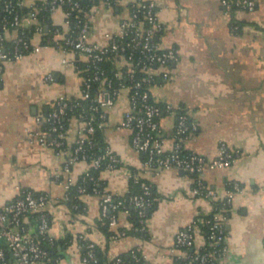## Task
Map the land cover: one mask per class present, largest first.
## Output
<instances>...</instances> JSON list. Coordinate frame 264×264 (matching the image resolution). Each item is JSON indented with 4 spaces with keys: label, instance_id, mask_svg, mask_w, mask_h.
<instances>
[{
    "label": "crops",
    "instance_id": "crops-1",
    "mask_svg": "<svg viewBox=\"0 0 264 264\" xmlns=\"http://www.w3.org/2000/svg\"><path fill=\"white\" fill-rule=\"evenodd\" d=\"M139 0H119L109 9L103 2L91 11V42L109 43L121 23L132 17L131 6ZM157 4L158 18L164 31L155 38L162 50L174 49L179 62L171 68L169 81L159 80L151 89L153 99L180 107L197 123L198 131L186 144V150L209 160L215 159L220 144L238 150L240 155L229 168L209 169L202 174L205 185L225 196L230 182H239L242 193L234 199L227 224V256L222 264H264V0H256L253 12L236 11L227 16L222 0H148ZM43 0H22L31 11L24 28L38 25L35 17ZM52 26L48 45L35 34L34 52L18 62L4 63L0 79V207L12 202L20 191L49 193L54 202L51 234L59 246V264H81L84 241L94 242L105 264L137 250L142 264H175L170 249L177 233L197 216L213 211L211 200L192 195L195 177L167 168L154 171L144 167V157L131 144L132 132L124 126L130 110L127 94L109 111L103 139L122 159L117 172L100 171L106 191L126 196L131 191L130 172L147 181L154 189L156 206L147 218V231L134 230L131 212L119 213L118 225L110 232L134 228L126 237H109L101 226L100 196L89 193L79 198L78 210L66 204L68 183H78L88 165L78 163L65 171L66 156L42 146L31 134L40 131L37 117L47 115L61 97L78 98L83 76L78 65L83 60L64 56L58 41L68 35L63 9L51 13ZM11 41L17 31L1 28ZM50 31V30H48ZM47 27H46V33ZM51 33V32H50ZM66 58L68 63L64 64ZM1 63V60H0ZM52 74L53 81L47 78ZM177 117H161L160 137L166 150L175 144ZM78 124L69 123L67 144L75 143Z\"/></svg>",
    "mask_w": 264,
    "mask_h": 264
},
{
    "label": "built area",
    "instance_id": "built-area-1",
    "mask_svg": "<svg viewBox=\"0 0 264 264\" xmlns=\"http://www.w3.org/2000/svg\"><path fill=\"white\" fill-rule=\"evenodd\" d=\"M118 1L102 0L109 9L114 8ZM43 5L50 13L64 10L69 32L63 41L57 42V47L64 56L72 54L83 60L86 68L82 69V64L77 66L83 76L80 96L59 98L47 115L37 117L41 129L32 133L31 138L66 156V172L78 163L88 165L84 174L87 177L91 170L120 171L123 168L121 157L105 140L98 139V134L108 127L109 111L122 95L127 94L130 110L124 116V126L132 132V147L143 155L144 167L158 172L175 168L194 176L192 195L211 200L213 204L212 213L197 216L188 227L177 233L170 249L175 264H222L229 251L227 224L230 210L243 187L239 182H230L225 196L220 198L215 190L205 185L202 174L206 168L231 167L240 152L224 142L213 160L188 152L186 144L198 131L197 123L180 107L153 99L152 87L159 80L169 81L172 66L180 60L176 50H162L155 42L156 36L164 31L156 2L139 0L133 4L131 19L121 23L118 34L107 35V45L91 42V11H86L79 1L43 0ZM222 6L225 14L231 16L236 11L253 12L257 2L222 0ZM19 8H23L22 0H7L0 8V16L4 14L0 19V28L17 31V36L11 40V50H7L5 45V41L9 40L0 33V79L4 63L18 62L35 50L32 40L26 38L24 18ZM74 17L78 19L76 24ZM45 32L40 22L36 26V34L44 36ZM63 63H68L66 58ZM47 79L53 81L54 76L50 74ZM166 114L177 117L175 144L169 151L160 137V120ZM72 120L78 124V133L75 143L69 148L67 132ZM129 177L140 185V194L117 196L100 189L96 181L93 185L94 194L101 199V221H107L110 228L117 227L120 212L133 210L137 213L139 226L121 229L113 235L115 238L126 237L131 229L140 233L147 231V210L153 204L152 188L134 172H130ZM76 185L78 183L69 181L68 188ZM78 192L87 194L85 184L78 185ZM53 202L49 193L21 190L15 200L0 207V264H59V258L54 259L50 252L56 243L51 234L52 216L49 210ZM81 246L84 249L81 264H101L94 242L84 241ZM143 260L144 256L133 250L129 261L119 257L111 264H141Z\"/></svg>",
    "mask_w": 264,
    "mask_h": 264
},
{
    "label": "trees",
    "instance_id": "trees-1",
    "mask_svg": "<svg viewBox=\"0 0 264 264\" xmlns=\"http://www.w3.org/2000/svg\"><path fill=\"white\" fill-rule=\"evenodd\" d=\"M5 1H7V0H0V8L3 7V5L5 4ZM77 1L80 2V4L82 5V7L86 11H89L94 4H96L98 2H102V0H77ZM19 11H20L21 16L23 18L29 16L30 13H31V11L28 10V9H26V8H19ZM3 17H4V14H3V16H0V19L2 20ZM35 17L42 23V25H44L45 31H46V27L49 28V30H50L47 33L45 32V34L43 36L44 37V45H48L50 43V40H51L50 39L51 38V34L55 33L58 28H55V27L52 26L51 19H50L51 13L48 10H46V6L43 5V4L40 6L39 12H38V14ZM77 21H78V19L74 17L73 18V22L76 24ZM0 32H2L1 31V28H0ZM24 32L26 34V38H30L31 39L36 34V25H34V26H32V27H30L28 29L27 28H24ZM5 45H6V49L7 50H11L12 49V42L11 41H5ZM107 67L108 68H111L110 65H107ZM85 68H86V65H83L82 64V69H85ZM79 102H82V104H88L85 101H79ZM98 139L104 140L103 139V133L98 134ZM99 174H100V171L91 170L90 175L88 177L86 175L83 176L79 180L78 185L85 184V186L87 187V194L94 193L93 192L94 181H96V182H98L100 184V187H101L100 189H102V190L105 189V185L100 180ZM92 178H93V180H91ZM78 185L72 186L69 189V191H68V198H67V201H66V204L73 210V212L77 211L78 210V207L80 206L79 198H80V196L82 194H80L78 192ZM131 186H132L131 191L129 192V194L127 196H132V195H136V194H140L141 193L140 185L139 184H136L134 182V180H131ZM228 186H229V184H228ZM151 188H152V197H151V199H152V203L153 204L149 208L150 213L152 212V210L156 206L155 197H154V189H153L152 186H151ZM131 213L132 214H131L130 220L133 223H135L136 226H139V218L137 217V213L135 211H133V210L131 211ZM150 213H148L147 218L149 217V214ZM100 223H101V226H102V230L109 237H113V235L115 233L114 232H110L109 223L107 221L106 222L100 221ZM204 229H206V228L204 227ZM70 244H71V240H69V239L68 240H65V241H61V242H56L55 245H54V247H52L50 249V252H51L52 257L54 259L59 258V256H58V254H59L58 248H59L60 245H62V247H66V246H69ZM97 255H98V259H99L100 263L101 264H105L102 261L101 256L99 255L98 249H97ZM122 257H123L124 260H127V261L130 260V255H124Z\"/></svg>",
    "mask_w": 264,
    "mask_h": 264
},
{
    "label": "water",
    "instance_id": "water-1",
    "mask_svg": "<svg viewBox=\"0 0 264 264\" xmlns=\"http://www.w3.org/2000/svg\"><path fill=\"white\" fill-rule=\"evenodd\" d=\"M49 30V28H47V31ZM147 213H150V210H147Z\"/></svg>",
    "mask_w": 264,
    "mask_h": 264
}]
</instances>
